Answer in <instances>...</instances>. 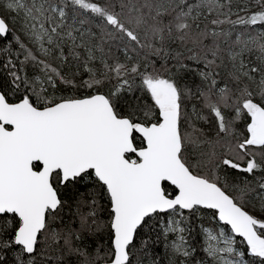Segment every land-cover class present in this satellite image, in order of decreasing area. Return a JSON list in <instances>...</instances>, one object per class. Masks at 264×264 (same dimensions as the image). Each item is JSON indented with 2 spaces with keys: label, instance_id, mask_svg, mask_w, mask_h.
I'll use <instances>...</instances> for the list:
<instances>
[{
  "label": "snow or ice",
  "instance_id": "1",
  "mask_svg": "<svg viewBox=\"0 0 264 264\" xmlns=\"http://www.w3.org/2000/svg\"><path fill=\"white\" fill-rule=\"evenodd\" d=\"M0 264H264V0H0Z\"/></svg>",
  "mask_w": 264,
  "mask_h": 264
}]
</instances>
